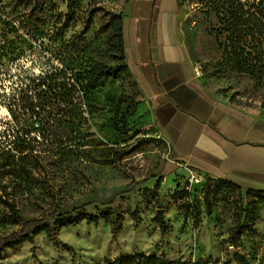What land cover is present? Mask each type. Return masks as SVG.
Instances as JSON below:
<instances>
[{
    "label": "rangeland",
    "instance_id": "1",
    "mask_svg": "<svg viewBox=\"0 0 264 264\" xmlns=\"http://www.w3.org/2000/svg\"><path fill=\"white\" fill-rule=\"evenodd\" d=\"M52 1L55 6L48 9L55 15L53 22L58 17L59 24L66 23V1ZM128 2L82 0L61 34L72 39L69 50L89 64L96 62L112 38L110 25L124 16ZM179 7L183 45L204 86L218 99L264 119V80L237 66L227 1L179 0ZM31 9L29 0H0V44L18 40L6 32L10 25L4 13L19 14L29 32ZM24 36L29 38V33L24 31ZM30 40L39 46L47 37L32 32ZM8 64L4 62L7 68L0 74V94L14 87V79L6 74ZM24 64L29 65V58ZM100 84L84 108L83 141L32 143L29 156L18 154V129L0 105V147L7 150L0 156V198L13 203L23 218H44L50 224L55 210L65 213L81 206L73 216H107L97 224L83 221L61 228L57 247L40 233L33 243L3 251L0 264H98L129 254H154L186 264H264L262 197L236 182L183 167L167 176L162 169L167 145L135 80L127 73ZM116 149L125 152L119 160L113 157ZM133 213L139 216L137 223ZM115 216L121 219L113 234ZM249 219L251 229L231 242L232 230ZM16 228L0 200V235Z\"/></svg>",
    "mask_w": 264,
    "mask_h": 264
},
{
    "label": "trees",
    "instance_id": "2",
    "mask_svg": "<svg viewBox=\"0 0 264 264\" xmlns=\"http://www.w3.org/2000/svg\"><path fill=\"white\" fill-rule=\"evenodd\" d=\"M20 1V0H17ZM67 3L66 23L59 24V18L53 22L55 15L49 13L48 8L55 6L52 0H29V32L24 26V18L17 13H4V21L10 25L6 30L15 33L18 40L0 44V74H4L8 62L7 76L14 79V87L9 92L3 89L0 94V105L5 108L18 129L14 141L21 148L20 156H29L32 143L83 141V123L86 120L84 108L89 105L91 93L103 80L118 79L129 73L126 63L125 40L123 30L124 16H118L110 25L111 39L108 48L93 64L78 58L69 50L71 40L64 39L61 34L69 27L72 11L80 5L82 0H65ZM229 8L230 38L233 41L231 49L239 70L249 74L259 82L264 80V0H226ZM93 13H90L86 23L89 27ZM22 19V20H20ZM17 21V22H16ZM42 22V26L39 23ZM23 29V32H21ZM25 29V30H24ZM21 30V31H20ZM2 31V30H1ZM24 31L29 33L24 36ZM32 32L47 37V42L39 46L31 44ZM26 33V32H25ZM28 35V34H27ZM29 65L24 64L28 60ZM38 70V73L35 72ZM4 88V85L2 86ZM66 111V113H64ZM64 113V114H62ZM64 115V116H63ZM37 125V126H36ZM20 127V128H19ZM76 146H79L76 145ZM69 149V148H68ZM6 148L0 147V156L5 155ZM125 152L114 150L115 160L121 159ZM23 154V155H22ZM227 182L234 183L231 180ZM158 185V184H157ZM241 187V185H238ZM242 188V187H241ZM248 188V187H247ZM260 195L264 201V191L248 188ZM8 209L11 222L17 227L15 230L0 235V255L6 249H11L25 242L33 243L35 237L45 233L54 246H59V231L61 228L76 226L83 221L97 224L106 215L77 214L80 208L71 212L50 214L54 223H47L44 218L25 219L16 206L0 198ZM52 204L57 207V200L52 196ZM210 204H208V213ZM135 223L139 221L137 213L132 214ZM120 216L113 218V234H116V224ZM253 219L235 227L230 235L231 242H237L241 235L251 229ZM161 232H166L164 220H160ZM98 264H186L166 261L154 254H129L114 259H105Z\"/></svg>",
    "mask_w": 264,
    "mask_h": 264
},
{
    "label": "crops",
    "instance_id": "3",
    "mask_svg": "<svg viewBox=\"0 0 264 264\" xmlns=\"http://www.w3.org/2000/svg\"><path fill=\"white\" fill-rule=\"evenodd\" d=\"M180 15L179 0H129L123 18L126 63L167 145L163 173L183 167L264 191V119L204 86Z\"/></svg>",
    "mask_w": 264,
    "mask_h": 264
}]
</instances>
